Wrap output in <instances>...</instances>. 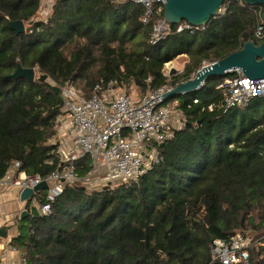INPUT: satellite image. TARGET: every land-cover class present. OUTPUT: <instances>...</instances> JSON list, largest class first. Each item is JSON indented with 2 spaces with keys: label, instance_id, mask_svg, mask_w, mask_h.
I'll list each match as a JSON object with an SVG mask.
<instances>
[{
  "label": "trees",
  "instance_id": "16d2710c",
  "mask_svg": "<svg viewBox=\"0 0 264 264\" xmlns=\"http://www.w3.org/2000/svg\"><path fill=\"white\" fill-rule=\"evenodd\" d=\"M225 7L204 29L177 32L171 24L153 44L163 15L143 24L145 9L133 1L56 0L40 20L39 0H0V175L18 162L29 175L73 168L79 178L65 183L50 214L23 219L11 243L23 264H218L213 240L248 231L250 264H264V97L225 111L217 87L230 75L171 98L184 126L158 145V163L116 188L88 190V156L63 162L50 142L68 85L82 84L88 96L112 81L146 94L188 80L249 40L260 43L255 6L226 0ZM16 20L24 33L10 27ZM180 55L188 58L183 73L165 76V64ZM19 65L36 69L33 82L11 77ZM47 192L37 193L39 203Z\"/></svg>",
  "mask_w": 264,
  "mask_h": 264
},
{
  "label": "built area",
  "instance_id": "2783aa9c",
  "mask_svg": "<svg viewBox=\"0 0 264 264\" xmlns=\"http://www.w3.org/2000/svg\"><path fill=\"white\" fill-rule=\"evenodd\" d=\"M39 1L40 8L44 6L47 10L46 15H49L56 0ZM123 1H133L144 7L145 11L141 18L143 24H149L152 18L162 16L166 2V0ZM253 13L259 18L254 31L255 38L263 41L262 6H255ZM204 28L205 25L195 26L182 21L177 24L176 31H196ZM172 29V25L166 23L163 17L158 18L150 35V42L155 44L163 40ZM169 71V66L163 68V73L167 77H170ZM173 87L164 85L138 99L130 92L117 87L112 81L97 84L88 96L75 85L63 88L65 120L68 123L66 135L80 152L79 157L88 156L91 164L83 179L85 184L98 172L107 176L108 183L136 180L153 164L159 162L157 147L168 140L174 131L170 127L171 107L163 104L162 99ZM217 88L222 92V107L225 111L242 106L252 98L264 97V79H249L241 70L234 71ZM73 158L75 157L66 162L74 160ZM78 180L73 168L62 172L55 171L47 177H42L21 171L19 163L15 162L0 175V192L11 187L20 195L25 188L32 189L45 181L48 184L46 201L39 203L35 195L27 203V210L33 212L38 209L41 214L48 215L52 210V202L63 191L65 183H74ZM248 242L250 244H247ZM251 242L252 240L239 233L225 239H214L210 244L212 259L218 264H250ZM2 260L3 254L0 252V264Z\"/></svg>",
  "mask_w": 264,
  "mask_h": 264
},
{
  "label": "water",
  "instance_id": "95a60500",
  "mask_svg": "<svg viewBox=\"0 0 264 264\" xmlns=\"http://www.w3.org/2000/svg\"><path fill=\"white\" fill-rule=\"evenodd\" d=\"M225 1L166 0L163 18L168 24H179L182 21H187L195 26H204L221 13ZM242 1L250 6L264 7V0ZM262 17L264 19V10ZM9 25L18 34L26 31L25 23L22 20L11 21ZM236 70H241L249 79H264V40L260 43L255 40H249L239 50L218 61L203 65L194 77L177 83L172 90L164 94L162 98L164 99L163 104L175 96L201 90L206 80L210 77L231 75ZM178 73L182 72L176 70V74ZM11 77L15 79L25 77L30 82H33L36 78V69L24 68L19 65ZM46 78V75L42 76V79ZM44 189H48V184L45 181L32 189L25 188L21 192L20 198L24 202H30L37 193ZM28 215V210L25 209L21 217L24 218Z\"/></svg>",
  "mask_w": 264,
  "mask_h": 264
},
{
  "label": "crops",
  "instance_id": "0c3cea01",
  "mask_svg": "<svg viewBox=\"0 0 264 264\" xmlns=\"http://www.w3.org/2000/svg\"><path fill=\"white\" fill-rule=\"evenodd\" d=\"M170 78V77H169ZM135 93V98H137L138 94H142L138 87H132L130 93ZM85 93V92H84ZM131 93V94H132ZM132 94V95H133ZM139 94V95H140ZM86 95V94H85ZM140 98V97H138ZM137 98V99H138ZM173 102L170 99L165 103L169 106V104ZM176 102V101H174ZM181 112V111H180ZM173 121V118H172ZM61 125L65 127L61 128L66 132L67 121L62 120ZM185 124V122H184ZM183 124V125H184ZM173 129H181L183 126L174 125L171 126ZM67 151L64 152L71 157L78 158L80 156V152L75 149V145L71 140H69L67 136ZM28 202H24L21 200L18 191L14 188H7L0 192V252L3 254V260L1 264H23L22 252L15 249L11 246V243L14 238L18 237L21 232H23L22 221L25 218H22V213L26 209ZM33 212H39L38 209L33 210ZM33 212H29V214H33Z\"/></svg>",
  "mask_w": 264,
  "mask_h": 264
},
{
  "label": "rangeland",
  "instance_id": "374dc122",
  "mask_svg": "<svg viewBox=\"0 0 264 264\" xmlns=\"http://www.w3.org/2000/svg\"><path fill=\"white\" fill-rule=\"evenodd\" d=\"M225 10H226V7L224 5L220 14L224 13ZM46 11L47 10L44 9V6H42L40 8V11L38 13V18L40 20H45V18L48 16V15H46L47 13H45ZM49 12L51 13V10ZM187 60H188L187 55H180V56H177L171 62H167L166 64H168V65L165 64L164 67H167V66L170 67L169 76L172 77L175 75L182 74L184 71V68L187 64ZM208 63L209 62H204L203 65L208 64ZM176 70L181 71L182 73L176 74ZM173 72H175V73H173ZM76 87L79 88L82 92H84L82 90V84H79V86H76ZM134 94H133V96L135 97L136 94L135 95ZM139 94H138L137 98L145 95V94H140V95ZM169 106L171 107L172 118H173V121H171L170 127L174 126V125L184 126L183 124L185 122V116L179 111V109L177 107L178 103L173 101L169 104ZM65 118H66V113L59 116V118L56 121V130H57L56 135L50 140V142L52 144L58 145V151L61 152L60 154H61V158H62L63 162H66L68 159L69 160L72 159V157L70 155H67L66 153H64V152H69V151H67L68 150L67 149V135H66V132H64L65 130H63L61 128V126L65 127L64 125H61L62 119L65 120ZM73 159H75V158H73ZM120 184H121V182H117V181L114 183H108L107 176L105 174H103L102 172H98V174L95 175L93 178H91V180L86 185L88 186V190L92 191V190L103 189L106 186H110L111 188H116V187L120 186ZM238 233L241 234V232H238ZM246 236L248 237V239L252 240L254 234L252 233V231H248ZM247 244H250V242H248Z\"/></svg>",
  "mask_w": 264,
  "mask_h": 264
}]
</instances>
